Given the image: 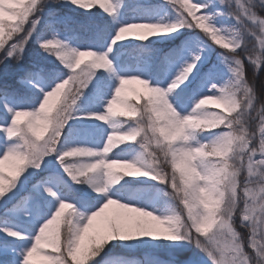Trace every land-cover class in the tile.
<instances>
[{
	"label": "snow or ice",
	"instance_id": "6c2138e0",
	"mask_svg": "<svg viewBox=\"0 0 264 264\" xmlns=\"http://www.w3.org/2000/svg\"><path fill=\"white\" fill-rule=\"evenodd\" d=\"M50 2L60 0H25L20 9L16 8L18 0H0V52L4 53L0 60H20L31 40L67 69V73L57 67L49 69L53 75L46 85H41L39 73L25 72L20 83L38 89L26 107H13L0 99L10 116L0 123L4 135L0 163L9 157L16 160L11 174L0 168V232L5 239L22 242L19 258L10 256L17 252L15 248L0 246V261L37 264L33 257L40 255L42 264H92L115 239L151 237L179 242L177 247L191 244L209 264H264V91L258 93L256 87L258 73L264 85V16L254 10L256 0H247V4L219 0L220 5H228L227 16L246 26L251 40H242L235 28L221 29L212 23L209 12L203 10L216 7L215 0H167L175 13L171 20L120 24L103 51L72 47L51 25L47 35L37 33L40 13ZM68 2L85 11L98 3L110 17L115 11L112 0ZM182 28L192 29L197 39L167 54L178 64L166 86L154 85L138 74L121 75L113 67L109 53L117 42L128 38L143 41ZM198 41H210L221 50L219 60L230 76L216 82V65H211L198 81L200 92L185 110L181 100L174 95L170 99V94L200 73L198 64L204 60ZM250 68L254 69L251 79ZM97 70H103L99 76ZM104 71L117 80L112 95L101 111H78V101L94 76L103 86ZM132 81L142 85L144 92L132 97L124 94ZM7 91L0 89L5 95ZM53 97L54 106L45 111ZM208 100L216 101L223 111L204 107ZM114 105L124 110L118 111ZM81 119L108 126L101 147L62 143L69 121ZM257 119L258 128H254ZM39 120L46 121L43 132L36 129ZM203 132L212 133L206 142L198 138ZM125 143L138 144L140 151L132 158L109 155ZM52 155L62 172L55 168L45 171V157ZM29 167L45 174L20 195L33 175ZM224 176L231 181L226 195L221 193ZM123 177H147L164 185L159 193L173 202L178 199L186 214L174 203L167 214H157L140 197L112 198L109 186ZM73 184L87 187L76 189ZM169 187L171 191H166ZM206 197L215 200L216 206L209 208ZM28 202L37 209L43 206L44 211L37 217L43 222L38 227L34 223V232L26 233L11 226L9 220ZM238 224L249 230L246 235L238 231Z\"/></svg>",
	"mask_w": 264,
	"mask_h": 264
},
{
	"label": "trees",
	"instance_id": "16d2710c",
	"mask_svg": "<svg viewBox=\"0 0 264 264\" xmlns=\"http://www.w3.org/2000/svg\"><path fill=\"white\" fill-rule=\"evenodd\" d=\"M121 1L123 2V16L126 20L138 19L141 17L149 18L156 14L159 9L166 10L169 14H175L167 0ZM215 4L217 5L216 7H213L212 5L208 6L214 16L222 21H224V19H233L231 16L225 14V10L228 7L227 4L220 5L219 0H215ZM254 10L258 14L264 16V6L257 4ZM49 25H51V28L56 31L57 35L67 36L74 43L76 42L82 45L88 44L96 48L104 44L112 30L110 19L100 13L97 5H95L90 11H85L70 4L68 0H60L59 3L50 2L44 7L43 12L40 13V20L37 24V33L47 35L50 31ZM239 25L241 27L239 31L240 38L242 40H251L252 37L247 34L246 26ZM196 39L197 38L193 35L192 29L182 28L180 34L169 40L155 41L146 39L143 41H129L128 44L119 45L115 53L118 56V64L126 68L128 72H132L140 67V65H147L146 63H148V70L162 79L164 76L163 73L167 69L168 64L176 61L175 58L168 57L167 54L171 50L184 44L186 41H193ZM198 48L203 54H205V63L199 67L200 73L195 76V79H193L191 83H188L185 89L188 90V93L181 94L183 99L186 96L192 95V93L196 91L198 88V81L202 74L213 64L216 65V71L213 77L216 82L223 80L226 75L230 76L226 65L219 60L220 49L211 44L210 41H198ZM249 48L251 49V43L249 44ZM2 56H4V53L0 52V57ZM53 67L61 68L67 73V69H63V66L59 64V61L54 57L49 56L41 50L37 43L30 40L25 46L20 60L11 57L0 60V89L6 88L8 90L6 95L3 92H0V97L7 96L13 101L24 100L25 96H29L30 93L25 85L20 83L25 72L31 71L32 73H39L40 79H42L43 84L46 85L53 75L49 69H52ZM41 69H43V71H41ZM100 72L101 70H97L96 76H99ZM253 72L254 69L250 68V79L252 78ZM96 76L93 77V80L89 83L88 87L84 89V96L81 97L78 104L92 99L95 88H105V84L109 79L108 76L104 73L102 81L103 86L96 83ZM256 87L258 93L259 91H264V85H261L259 73L256 77ZM182 92H184V89H182ZM138 102L142 103L143 101ZM258 123V119L253 121V127L257 128ZM85 129L87 131H85ZM90 129H93V127L81 124L78 125L73 120L69 121L62 141H68L74 135L87 134ZM207 134L208 132L200 133L199 138L205 139ZM152 147H155V145L153 144ZM134 148L140 150L138 144L125 143L115 149L114 153H128L134 150ZM51 164H53V161H51ZM51 170H53L52 166L47 165L45 171ZM33 172V180H36L45 174V172H42L40 169H35ZM65 178L68 179L67 176ZM125 181L128 183H125ZM68 182L69 184H72L70 179ZM29 184L30 183H28L27 186ZM73 187L80 189L82 188V185L73 184ZM163 188H165L164 185L158 184L156 181L149 178L143 180L140 178L134 179L131 177H123L120 182L110 189V191L113 192L112 197L115 198H126L137 194L144 199L153 195L156 197L155 206L157 209L168 205L172 206L174 203L177 210L184 211L186 214L183 204H181L178 199L173 202L170 197L159 193L158 190ZM166 191H171V188H167ZM24 192L25 190H22L19 194L23 195ZM141 193H145L146 196L145 194L141 195ZM61 227L63 228V224ZM237 228L238 231L245 235L249 231L239 224L237 225ZM192 255L199 257L198 255H200V253L199 250L191 244H186L184 247L172 248L170 251L162 250L156 252L152 248H126L116 242L107 244L92 264H190L187 260Z\"/></svg>",
	"mask_w": 264,
	"mask_h": 264
},
{
	"label": "rangeland",
	"instance_id": "374dc122",
	"mask_svg": "<svg viewBox=\"0 0 264 264\" xmlns=\"http://www.w3.org/2000/svg\"><path fill=\"white\" fill-rule=\"evenodd\" d=\"M112 2H113L115 11H114L113 16H111V17L109 15H107L106 13H104L99 8L98 3L95 4L98 6L100 13H102L104 16H107L112 23V30L110 31V34L107 37V40L104 42V44L102 46H99L96 48V47L88 45V44L82 45V44H79L76 42L74 43L67 36H60V35H58V36L62 40L67 41V43L72 47H76V48H80V49L92 48V49L97 50V51H103L107 47V42L111 39L112 35H114L115 29L120 24L132 23V22H154L157 20L167 21V20H171L175 15V14H169L166 10L159 9V11L156 14H154L153 16H150L149 18L141 17L138 19L126 20L123 16V12H122L123 2L121 0H112ZM244 2L246 4L247 0H244ZM256 4L264 5V0H256ZM203 11L209 12V14L211 16L212 23H214L216 25V27L221 28V29H233V28H235L238 32L240 31L241 27L239 24H237L236 20L224 19V21H222V20L218 19L216 16H214V14H212V11L210 8H206ZM248 23L250 24V22H248ZM180 33H181V29H179L177 32H173L170 34L154 35V36L147 38V40H150V39L155 40V41L169 40V39L177 36ZM134 40H138V39L128 38L126 40L119 41L115 45H113V51H112V53H109V57L112 59V62H113V67L121 75L138 74L142 78L149 79L150 82L154 85L159 84L161 87L166 86L167 83L169 82V80H171L174 73L177 71V64H178L177 61H174V62L168 64L167 69L163 73L164 76L162 77V79L157 77L155 74H153L152 72H150L148 70V65H149L148 63H146L147 65H140V67L136 68L132 72L131 71L128 72L126 68H124L118 64V61H117L118 56L115 53L116 49L118 48L119 45L128 44L129 41H134ZM200 53H201V59L204 60V63H205V54H203L202 51H200ZM84 59H88V58L85 57ZM202 65L198 64V67H200ZM101 71H103V70H101ZM104 73L109 78L108 82L105 84V88H102V87L95 88V90L93 92L92 99H90L87 102H82V103L78 104L79 105V107L77 109L78 111H84V110L101 111L102 110L104 101L112 95L114 88L117 86V80H116L115 76H113L111 73H108L106 71H104ZM228 77H229V75H226V77L221 81H224ZM34 82H35V78H34ZM40 83H41V85H44L42 82V79H40ZM25 87L28 91H30L29 96H31V97L25 96L24 100H20V101H15V100L13 101V100H11L10 97H7V96H1L0 99H3L5 102H7L10 106H13V107H26L29 103H31L32 99L37 95L38 89H34V88L29 87V86H25ZM186 87L187 86H185V85H181L180 88L175 91V93L170 94V99H171V96L174 95L181 100V102L185 106V110H187V108L191 107V100L194 98L195 94H198L200 92V89L197 88L196 91L194 93H192V95L186 96L183 99L181 97V94L183 95V94L188 93V90H185ZM182 89H184V92H182ZM135 92H141V93L144 92L143 86L140 85L139 83L135 82V81H132L125 86V93L124 94L128 95L129 97H132L135 95ZM114 107L118 111L124 110L121 105H114ZM204 107H208L214 111H223L222 107L220 105H218L217 102L214 100L206 101ZM0 112L2 113V114L0 113V123H5L7 119H10V116L7 114L2 103H0ZM23 119H24V117H21V120H23ZM73 121H75L78 125L81 124V125H87L89 127L91 126V127H93V129L88 130L87 134L74 135L68 141H62V143H64L65 146H68V145H85V146L95 147V148H99L102 146L103 141H104V135L107 133V131L110 130L106 124H104L100 121H95V120H83V119H81V120H73ZM85 131H87V130L85 129ZM211 135H212V133L208 132L207 137L205 139H201V140L206 142L207 138ZM3 139H4L3 133H0V142H2ZM139 151H140L139 149L134 148V150H132L128 153L121 154V153H114V150H113V152L110 153L109 155L112 158H132ZM2 152H3V147H2V143H0V154H2ZM45 160L48 161V166H52V169L55 168L56 170L58 169L61 172L63 171L62 169H60L58 162L55 161L54 155L49 156V157H45ZM51 161H53V164H51ZM15 165H16V160L12 157H9L7 160H3L2 163H0V168H3L5 174L9 175L15 170ZM34 170H35L34 168H31V167L28 168L29 172L34 173L33 172ZM33 177H34V175H32V177L30 178V180L28 182L30 184L28 186L26 184L22 190H25V192L28 191L30 185L35 182V180H33ZM131 178H134V179L140 178L143 180L148 179L147 177H131ZM113 186L114 185H110L109 190ZM83 187H87V185H82V188ZM143 194H145V193H141V195H143ZM132 196L140 197L137 194L132 195ZM145 196H146V194H145ZM112 198H115V197H112ZM155 198H156L155 196L150 195L149 197H146L143 200H145L150 207H154L157 214H167L168 210L171 206L168 205V206L160 207L157 209L155 206V203H156ZM242 206L243 205L241 204V207ZM112 207L114 208L115 206H112ZM43 211H44L43 206H41V208L37 209L31 202H28L27 204H25L22 207V210L20 212H18L14 217H12L9 220V223L11 224V226L16 228L17 230L25 231L26 233L29 230H32L34 232L33 224L35 223L36 227H38L39 223L43 222V220L37 221L38 215L42 214ZM24 213H27V215H24ZM46 218L47 217H45V219ZM116 242L120 243L122 246H124L126 248L127 247L133 248V249L152 248L156 252H160L162 250L163 251H165V250L170 251V249H172V248H177V246H175V245L177 243H179V242H172V241H167V240H163V239H153L151 237H138V238H134L132 240L115 239V240L109 242L108 244L116 243ZM21 243H22L21 241H16L13 237H8L7 239H5L4 233L0 232V246L7 245L9 248H15L17 250L16 253H10V256L16 255L17 258H19L18 253H19ZM199 253H200V255H198L199 257L192 255L191 257L188 258L187 262H189L190 264H209V261L207 260V258L200 251H199ZM33 259L37 262V264H42V257L40 255L34 256ZM0 264H3V262L0 261Z\"/></svg>",
	"mask_w": 264,
	"mask_h": 264
},
{
	"label": "clouds",
	"instance_id": "9594fccd",
	"mask_svg": "<svg viewBox=\"0 0 264 264\" xmlns=\"http://www.w3.org/2000/svg\"><path fill=\"white\" fill-rule=\"evenodd\" d=\"M253 2L255 3V0H253ZM24 3H25V0H18V3H17V5H16V8H17V9L22 8L23 5H24ZM262 6H264V5H262ZM2 31H3V28H2V26H0V34H2ZM225 46H226V47H231L230 44H225ZM55 102H56V101H55V97H53V98L49 101L48 106H47V108L45 109V111H50L51 108H52V106H54ZM45 127H46V121H45V120H39V121L37 122V124H36V129H37L38 131H40V132H43V130H44ZM236 134H237V135H240L241 132L238 130ZM220 182H221V185H222V187H221V193L224 194V195H226V194L228 193V191L230 190V187H231V181H230V178L227 177V176H224V177L221 179ZM206 200H207V204H208V207H209V208H213V207L216 206V203H217V202H216L215 200H213L211 197H206ZM227 207H228V204L225 203V208L227 209Z\"/></svg>",
	"mask_w": 264,
	"mask_h": 264
}]
</instances>
